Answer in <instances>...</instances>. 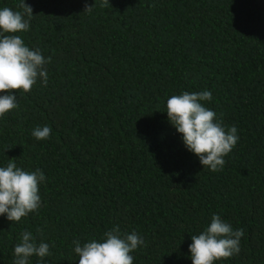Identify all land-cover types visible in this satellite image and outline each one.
<instances>
[{"label":"trees","instance_id":"obj_1","mask_svg":"<svg viewBox=\"0 0 264 264\" xmlns=\"http://www.w3.org/2000/svg\"><path fill=\"white\" fill-rule=\"evenodd\" d=\"M26 3L34 16L16 35L52 59L47 86L14 93L18 107L0 117V167L14 160L46 179L36 211L0 216V264H15L25 230L50 251L29 264H79L73 241L117 225L144 239L133 264H192L191 236L214 214L244 230L239 254L215 264H264V0ZM204 90L202 104L239 137L218 172L166 112L172 95ZM44 126L50 137L36 140Z\"/></svg>","mask_w":264,"mask_h":264},{"label":"clouds","instance_id":"obj_2","mask_svg":"<svg viewBox=\"0 0 264 264\" xmlns=\"http://www.w3.org/2000/svg\"><path fill=\"white\" fill-rule=\"evenodd\" d=\"M109 0H101L100 6L107 7ZM92 6L85 4L84 12H90ZM17 10L9 7L0 9V117L16 109L17 93L20 90L30 92L37 79L44 86L48 84L47 60L40 51L26 46L25 41L16 33L29 30L34 16L33 8L26 0H19ZM212 93L187 91L172 95L166 103V112L170 123L182 134L185 147L199 157L200 163L212 172H218L225 166L226 157L238 142L237 128L228 131L217 120L216 113L205 107L203 101H211ZM51 128L37 127L32 131L36 140H47ZM44 173L37 168L27 172L18 168L14 160L6 167H0V216L19 222L29 213L36 211L41 204L39 184L45 181ZM244 230H233L220 215L214 214L210 224L198 235H192L189 245L192 264H215L221 259H228L240 252V240ZM20 242L14 247L15 264H29V258H44L50 255L49 244L37 243V238L30 231L20 234ZM74 252L79 257V264H133L130 255L144 239L136 232L122 234L120 227L114 226L104 233V239L81 244L73 241Z\"/></svg>","mask_w":264,"mask_h":264}]
</instances>
